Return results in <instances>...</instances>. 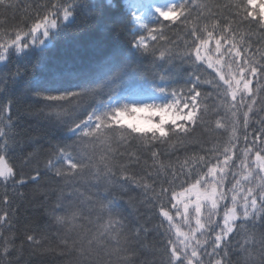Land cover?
Returning <instances> with one entry per match:
<instances>
[{
    "label": "snow or ice",
    "instance_id": "1",
    "mask_svg": "<svg viewBox=\"0 0 264 264\" xmlns=\"http://www.w3.org/2000/svg\"><path fill=\"white\" fill-rule=\"evenodd\" d=\"M26 9L18 23L0 20V264H21L26 244L43 249L35 232L16 235L25 202L63 231L68 264H141L153 234L161 264H264V0ZM177 29L182 51L168 35ZM70 33L85 37L75 49ZM41 122L63 135L53 143ZM210 133L220 139L206 147ZM169 149L184 151L179 168ZM134 192L150 207L132 224Z\"/></svg>",
    "mask_w": 264,
    "mask_h": 264
},
{
    "label": "trees",
    "instance_id": "2",
    "mask_svg": "<svg viewBox=\"0 0 264 264\" xmlns=\"http://www.w3.org/2000/svg\"><path fill=\"white\" fill-rule=\"evenodd\" d=\"M211 4H225L228 2V0H208ZM15 3L17 7L15 9H4L0 8V20H7L8 24H15L20 22L21 19L24 18V13L27 10L26 6L30 5L32 3V0H15ZM121 4L127 5L128 0H120ZM195 15V14H194ZM169 38L176 42V44L180 45V47L176 48L177 51L183 50V41L185 39V35L182 31L179 29L170 32ZM85 37L83 36H76L72 35L71 33L67 37V42L71 49H75L80 43L83 42ZM128 39H131V37H128ZM253 39H256V37H253ZM64 42H61L57 45V48L54 50H51L49 52V55L52 57L59 56V49L63 45ZM257 59H259V56H257ZM24 67V65H21ZM211 71V70H209ZM204 75L207 78L208 73L205 72ZM182 86L181 84L175 85L176 88H180ZM203 88H207V85L202 86ZM260 104L256 105V109L259 110ZM261 115H264L262 113ZM255 117L253 118V121L251 123L254 124ZM28 123L31 122H25L24 127L28 126ZM255 127H260L259 124H255ZM41 134H46L49 139H52L53 143L59 139L63 135L62 130L56 128L54 125L48 124L47 122H41V124L36 129ZM251 128L249 130V139H251ZM201 133L198 130L197 136H200ZM216 137L217 139H220L218 134L216 133H210L208 134L205 139L209 141L208 144L205 146H211L212 143H215V140L213 137ZM91 148V146H89ZM132 150V149H130ZM123 151V149H122ZM143 151V149L141 150ZM191 151V150H190ZM203 155L204 153H200ZM169 155L170 159L172 160L175 167L179 168L180 164L176 163L177 159H179V162L182 163L185 157V153L183 150H180L175 153V155L171 154V149H169ZM150 163V161H149ZM29 169L25 168V172H27ZM179 181H177V191H179ZM5 189L3 187H0V197L3 196ZM26 193L25 201L30 200L32 198V189L31 187L22 189ZM139 191V190H138ZM158 191V189H157ZM8 194L10 197L14 198L13 203V210H15V207L20 204V198L15 196L14 192L9 189ZM134 197H136V203L134 206L129 205L127 207V210L125 212V215L128 218L127 222H130L132 224H135L138 218H141L144 216L145 213L148 212V209L150 206H147L142 203L143 199H146V197H143L142 194L138 195L137 192L132 193ZM127 199V198H125ZM166 203V200H165ZM2 206V205H0ZM15 223H16V235L19 238H22V234L24 232H35L38 236H42L45 243L43 246V249L40 251H33L32 248H29V246L26 244L25 249L23 252V258L21 260V264H68V261L65 257L59 256L57 253L59 252L58 244H59V236L63 234V231L61 229H58V227L53 223V221L50 219L49 216H46L42 210H34L32 206H30L27 202H25L21 207L19 213H17L16 216L13 217ZM158 221V218L155 216V214H152V223L155 224ZM148 240L150 242V246L140 252L137 253V256L141 262V264H161V261L164 259L163 257V249L159 248L158 244V238L155 237V235H150L148 237ZM20 239H17V244H19ZM54 250V251H53ZM112 264H120V260L118 256L113 255L111 257ZM205 264H207V258L205 259Z\"/></svg>",
    "mask_w": 264,
    "mask_h": 264
},
{
    "label": "rangeland",
    "instance_id": "3",
    "mask_svg": "<svg viewBox=\"0 0 264 264\" xmlns=\"http://www.w3.org/2000/svg\"><path fill=\"white\" fill-rule=\"evenodd\" d=\"M213 59H215V57L213 56Z\"/></svg>",
    "mask_w": 264,
    "mask_h": 264
}]
</instances>
